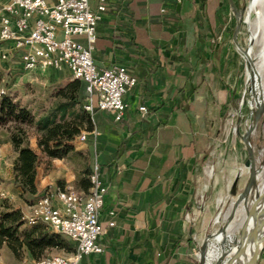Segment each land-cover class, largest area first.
Segmentation results:
<instances>
[{"label": "crops", "instance_id": "crops-1", "mask_svg": "<svg viewBox=\"0 0 264 264\" xmlns=\"http://www.w3.org/2000/svg\"><path fill=\"white\" fill-rule=\"evenodd\" d=\"M6 1L0 0V12ZM55 1L47 0L49 4ZM90 3L97 12L100 0ZM191 3L199 5L200 0L167 5L163 14L164 0H107L97 27L95 64L99 69L123 66L138 84L125 97L129 109L122 122L96 109L94 128L99 136L88 135L86 142L76 143L78 152L92 154L94 163L97 160L108 188L101 223L107 227L108 213L116 212V226L108 227L101 238L104 252L85 257V264H165L164 247L177 239L182 196L189 190L190 173L204 152L201 123L205 115L194 112L199 90L192 105L186 106L185 87L200 85L190 68L195 67L194 74L201 71V60L191 58V52L201 44H189L186 35L190 29L186 20L199 19L202 13L190 12L187 6ZM141 106L148 112H140ZM6 146L13 149L10 142ZM17 155L15 152L14 159ZM52 163L50 175L38 172L40 195L67 183L89 190L88 177L68 167L65 159ZM13 191L19 195L16 188ZM172 259L168 264H182Z\"/></svg>", "mask_w": 264, "mask_h": 264}, {"label": "rangeland", "instance_id": "rangeland-1", "mask_svg": "<svg viewBox=\"0 0 264 264\" xmlns=\"http://www.w3.org/2000/svg\"><path fill=\"white\" fill-rule=\"evenodd\" d=\"M252 2L205 0V11L200 9L201 3L187 6L190 12H202L199 19L186 20L190 27L186 35L189 44H201L200 49L191 52V58L201 60V71L196 74L192 71L196 75V84H201L194 112L197 116L205 115V118L204 124L201 123L203 158L192 168L187 185L189 190L182 196L185 199L180 212V237H176L181 239L176 258L182 264L187 260L193 264H207V253L212 241L227 246L224 232L228 220H224L225 215L232 202H239L247 196L245 192L254 169V162L252 164L245 144L246 134L250 133L249 142L255 157L258 158L264 149L263 109L251 107L255 99L250 98L244 56V52H253L251 31L247 28L249 21L256 17L255 12L250 14ZM237 10L242 11L240 28ZM168 39H171V34H168ZM238 47L241 49L238 50ZM72 80L67 70L28 72L22 68L15 53L7 60L0 58V92L4 91L3 96L30 110L36 120L64 101L61 91L66 90ZM259 110L261 114L257 120ZM23 128L28 133L30 144L37 150L36 129L28 125ZM12 131L13 124L0 127V214L20 210L23 216H28L30 207L36 201L28 204L13 191L15 151L6 148ZM84 132L87 131L83 129L80 136ZM79 137L76 143L82 142ZM65 160L68 167L82 175L87 172L86 175H90L88 170L94 164L93 155L82 151L72 153ZM53 169L52 161L40 154L38 172L45 176L50 175ZM255 186L256 183L251 189ZM24 227L31 228L28 224ZM263 252L264 249L258 264H261ZM71 255L65 248H53L46 250L41 259ZM35 262L26 249H20L19 257H16L7 244L0 242V264Z\"/></svg>", "mask_w": 264, "mask_h": 264}, {"label": "built area", "instance_id": "built-area-1", "mask_svg": "<svg viewBox=\"0 0 264 264\" xmlns=\"http://www.w3.org/2000/svg\"><path fill=\"white\" fill-rule=\"evenodd\" d=\"M164 3L163 14L167 5L181 6L184 0H164ZM106 4L107 0H100L94 12L90 0H56L53 4L47 0H7L0 12V58L7 60L15 53L28 72L69 70L74 80L86 84L84 108L88 113L93 116L98 109L122 122L129 109L125 97L138 84V79L123 66L99 69L95 64L97 27L106 12ZM79 37L85 41L78 40ZM3 94L1 91L0 96ZM139 110L148 112L145 106ZM88 135L97 138L99 131L94 128L79 138L86 142ZM89 183L87 192L69 183L49 188L32 206L30 214L24 216L29 226L43 223L52 232L69 237L77 246L70 257L55 256L35 264H85V257L104 252L101 238L108 227L116 226V212L108 213L110 221L105 227L100 218L108 188L102 181L97 160Z\"/></svg>", "mask_w": 264, "mask_h": 264}, {"label": "trees", "instance_id": "trees-1", "mask_svg": "<svg viewBox=\"0 0 264 264\" xmlns=\"http://www.w3.org/2000/svg\"><path fill=\"white\" fill-rule=\"evenodd\" d=\"M204 1L200 0L202 11H205ZM190 69L193 71L195 67L191 66ZM200 85L194 86L190 83L185 87L186 106L192 105ZM61 93L64 101L59 102L37 120L27 108L3 96L4 94L0 96V127L14 125L10 143L18 155L13 164L12 183L19 191V197L28 204L37 202L42 196L37 186L40 154L53 161L65 159L72 153H79L76 139L83 129L88 132L94 129V117L84 108L87 98L86 84L73 79ZM24 125L34 126L36 129L38 133L36 146L39 153L31 147ZM88 171L91 174L92 169ZM87 173L83 175L89 179L90 175H86ZM177 220L175 219L174 222L176 223ZM25 224H27L26 220L20 210L0 214V242L7 244L16 257H19L20 249H26L35 261L42 260L44 252L53 248H65L72 254L76 252L77 246L69 237L52 232L43 223L30 226L31 228L24 227ZM175 230L177 237H180L177 226ZM180 243L181 239L177 238L171 245H165L163 252H166V257L163 263L168 264L171 257L172 260L176 259L175 254ZM185 264L193 263L187 260Z\"/></svg>", "mask_w": 264, "mask_h": 264}, {"label": "bare ground", "instance_id": "bare-ground-1", "mask_svg": "<svg viewBox=\"0 0 264 264\" xmlns=\"http://www.w3.org/2000/svg\"><path fill=\"white\" fill-rule=\"evenodd\" d=\"M254 12L255 19L247 25L251 31L253 52H244V56L250 98L255 99L251 107L262 108L264 115V0H253L250 14ZM235 43L238 45L236 38ZM240 49L238 47V50ZM260 114L259 110L257 120ZM249 135L246 134L245 144L250 154ZM250 159L252 164L254 162V169L252 168L251 179L245 192L247 196L239 202H232L224 218L228 220L226 230L223 231L227 246L220 245L216 240L212 241L207 253V264H258L260 260L264 249V149L260 151L258 158L253 154ZM255 183L257 186L251 189ZM258 198L260 200L255 203Z\"/></svg>", "mask_w": 264, "mask_h": 264}, {"label": "water", "instance_id": "water-1", "mask_svg": "<svg viewBox=\"0 0 264 264\" xmlns=\"http://www.w3.org/2000/svg\"><path fill=\"white\" fill-rule=\"evenodd\" d=\"M242 14V11H239V10H237V24H238V26L240 27L241 26V23H240V15ZM250 88V87H249ZM251 131V130H250ZM249 131V132H250ZM250 134V133H249ZM249 149H250V158H252L253 157V149H252V146H251V144H250V142H249ZM260 200V198H258L257 200H256V202L255 203H257L258 201ZM261 257V256H260Z\"/></svg>", "mask_w": 264, "mask_h": 264}]
</instances>
